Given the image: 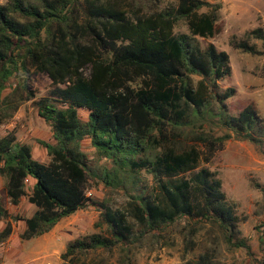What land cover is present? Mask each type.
<instances>
[{
    "label": "trees",
    "instance_id": "1",
    "mask_svg": "<svg viewBox=\"0 0 264 264\" xmlns=\"http://www.w3.org/2000/svg\"><path fill=\"white\" fill-rule=\"evenodd\" d=\"M142 4L133 16L118 0H8L0 5V125L33 101L54 139L38 141L50 158L42 163L15 132L0 138L5 180L0 249L13 234L12 221L24 222L20 237L30 241L81 210L99 208L112 237L93 234L69 243L64 262L124 244L136 234L134 226L141 236H159L187 219L195 226H212L211 232L216 229L232 249L246 251L252 264H264L263 234L262 257L256 258L241 237V218L222 181L201 167L211 164L233 136L253 143L264 138L256 108L250 105L233 116L226 102L235 89L218 92L219 82L232 75L230 56L200 41L222 33V0H178L177 8L160 12H148ZM180 22L190 35L175 34ZM250 35L264 44V30ZM234 48L264 54L246 42ZM31 70L49 77V96L35 100L20 81L4 96L13 78H27ZM81 110L88 111L87 121ZM217 123L229 132L215 135ZM87 139L93 158L83 148ZM143 173L153 178L152 186L144 185ZM90 181L128 195L126 210L112 211L90 198ZM24 198L35 206L34 214L11 216L9 203L16 207ZM188 264L222 263L201 256Z\"/></svg>",
    "mask_w": 264,
    "mask_h": 264
},
{
    "label": "rangeland",
    "instance_id": "2",
    "mask_svg": "<svg viewBox=\"0 0 264 264\" xmlns=\"http://www.w3.org/2000/svg\"><path fill=\"white\" fill-rule=\"evenodd\" d=\"M7 1L0 0V5L6 4ZM118 1L123 2L131 16L139 3H143L148 12L170 11L178 7V0ZM129 3L132 6H129ZM222 4L219 20L223 28L222 33L213 40L200 39L203 47L213 43L218 51H224L230 56L232 75L219 82L218 92L224 94L228 89H235V95L226 102L231 115L236 116L252 105L264 122V54L251 55L234 48V43L246 42L255 45L264 53L263 42L250 35L253 30H264V0H222ZM175 34L190 35L187 24L180 22L176 26ZM194 79L198 81L201 78L194 77ZM18 81L28 86L29 92L35 95V100L47 97L51 93L52 82L49 77L31 70L27 78H13L12 87L4 93V96L17 87ZM80 116L82 120L87 121L88 111L81 110ZM5 124L10 126L7 132L16 133L18 142L33 147L36 160L42 163L50 161L47 150L38 141L54 143L52 130L38 116L33 101L24 103L16 116ZM215 127L213 130L217 136L229 132L219 123ZM210 129L206 127V131ZM261 140L260 143H253L233 136L226 142L224 150L216 154L211 164L201 165L215 172L222 181L223 192L241 218L239 226L241 237L246 238L252 245L256 258L262 257L259 240L264 233V138ZM188 144L199 146V142L191 140H188ZM83 148L91 158L94 157L90 140L83 142ZM142 177L144 185L154 184L151 176L143 173ZM0 184L1 192L5 187V180L1 176ZM88 196L99 204L107 203L112 211H124L128 207V195L94 181L88 184ZM28 204L26 198L20 207L9 203L11 216L28 218L31 215ZM102 212L104 211L99 208H86L57 225L60 231L55 240L44 242L39 237L30 241L21 240L22 244L32 249L29 254L34 256L33 260L44 261L46 264H188L201 256L210 257L213 261L222 264H252L246 251L232 249L216 229L215 232H211L212 226L204 224L195 226L187 219L178 220L159 236L151 234L141 236L140 229L134 226V233L139 235L130 236L124 244L120 243L109 251L98 250L78 254L74 261L64 262L61 256L66 252L69 243L93 234L112 237L111 229L102 222ZM130 221L133 223L132 218ZM12 224L14 234L20 238L24 230V222L12 221ZM45 249L47 252L41 254Z\"/></svg>",
    "mask_w": 264,
    "mask_h": 264
},
{
    "label": "crops",
    "instance_id": "3",
    "mask_svg": "<svg viewBox=\"0 0 264 264\" xmlns=\"http://www.w3.org/2000/svg\"><path fill=\"white\" fill-rule=\"evenodd\" d=\"M30 183L33 182V180L29 181ZM1 185V184H0ZM25 202V198L22 199L21 203L19 206L16 207H20L21 205H23ZM29 205V210L31 212V215L28 217L30 218L34 212L36 211V209L34 208L33 205H31L30 203ZM59 229L58 226L50 233L40 237L41 240H43L44 242L52 240L58 236L57 234L59 233ZM21 236V235H20ZM264 236V233H263ZM19 238L17 235L14 234V230H13V234L10 237V239L1 246L0 249V262L1 264H19L20 262H22V264H46V262L44 261H40V260H33L34 256H31L29 253L31 252L30 247L23 245L22 244V239H17ZM263 241H264V237H263ZM6 244L8 245V247H6ZM10 244H13V246ZM47 250L45 249L44 251L41 252V254L46 253Z\"/></svg>",
    "mask_w": 264,
    "mask_h": 264
},
{
    "label": "built area",
    "instance_id": "4",
    "mask_svg": "<svg viewBox=\"0 0 264 264\" xmlns=\"http://www.w3.org/2000/svg\"><path fill=\"white\" fill-rule=\"evenodd\" d=\"M8 129H10V126L6 124H1L0 125V138L5 137L9 134Z\"/></svg>",
    "mask_w": 264,
    "mask_h": 264
}]
</instances>
